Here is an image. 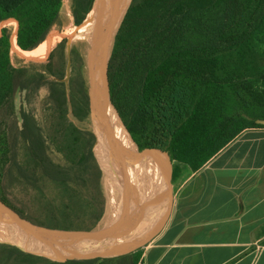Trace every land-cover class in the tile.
<instances>
[{
    "label": "trees",
    "instance_id": "obj_1",
    "mask_svg": "<svg viewBox=\"0 0 264 264\" xmlns=\"http://www.w3.org/2000/svg\"><path fill=\"white\" fill-rule=\"evenodd\" d=\"M92 2L71 0L75 24ZM62 7V0H0V20L15 18L17 45L31 51L53 27L63 28ZM10 52L4 28L0 187L31 188L50 228L94 227L105 196L88 125V84L80 74H72L68 86L47 79L65 76V40L43 63L16 66ZM73 53L82 60L77 48ZM107 75L131 138L168 152L173 182L183 166L197 170L242 131L264 127V0H131L112 41ZM42 105L54 114L49 123L42 121ZM140 258L139 248L117 257L54 262L0 242V264H143Z\"/></svg>",
    "mask_w": 264,
    "mask_h": 264
},
{
    "label": "crops",
    "instance_id": "obj_2",
    "mask_svg": "<svg viewBox=\"0 0 264 264\" xmlns=\"http://www.w3.org/2000/svg\"><path fill=\"white\" fill-rule=\"evenodd\" d=\"M172 188L143 264H264V127L242 131L197 170L183 166Z\"/></svg>",
    "mask_w": 264,
    "mask_h": 264
},
{
    "label": "water",
    "instance_id": "obj_3",
    "mask_svg": "<svg viewBox=\"0 0 264 264\" xmlns=\"http://www.w3.org/2000/svg\"><path fill=\"white\" fill-rule=\"evenodd\" d=\"M114 3L115 0H93L90 9L80 25L84 29L83 60L87 71L89 98L90 90L94 89L106 112V121L102 130L101 139L110 150V175L124 201V215L109 226L97 225L89 229L70 230L50 228L47 225L44 214L39 208L21 196L0 187V213H17L31 220L35 228L39 231L42 240L41 251L36 254L54 262L117 257L134 252L145 246L160 233L172 209L173 161L165 149L154 145L138 144L131 138L119 117L110 95L107 75V62L110 55L108 46L110 36L108 33L110 32V12ZM102 44L105 46H102ZM70 76L71 40L69 39L66 44L65 76L63 78L49 76L47 79L61 81L68 86ZM94 113L95 111H93V115ZM90 119L93 120L92 110ZM125 149H128L135 157L152 161L160 172L162 194L164 197V207L160 221L151 231L121 244L93 249H73L67 253L61 252L57 246L64 241H104L118 237L125 231L134 230L148 212L143 201L139 209H135L136 198L140 196V193L135 188L134 180L126 166Z\"/></svg>",
    "mask_w": 264,
    "mask_h": 264
},
{
    "label": "rangeland",
    "instance_id": "obj_4",
    "mask_svg": "<svg viewBox=\"0 0 264 264\" xmlns=\"http://www.w3.org/2000/svg\"><path fill=\"white\" fill-rule=\"evenodd\" d=\"M131 0H127L126 7L122 10V15L120 17V21L118 23L117 29L124 17V14L127 10ZM62 12L64 15L65 25L61 29L58 26L53 27L48 33L45 40H53L54 44L50 49L44 52L42 55L37 57V49L26 51L22 55L12 48V37L16 35L18 32L19 22L14 21L15 18H5L0 20V35L3 32L4 28L8 29L9 32V41H10V53L11 60L14 65H27L31 63H43L46 62L50 53L56 48V46L62 40H73L76 45L79 47L82 44L84 45L83 39L76 38L78 31L76 25L73 23V16L71 12V0H63ZM82 26H80L81 28ZM79 28V29H80ZM116 29V30H117ZM15 33V34H14ZM56 36V37H54ZM51 37V38H50ZM114 34L110 36L108 40L109 52L111 49L112 41ZM50 38V39H49ZM108 52V54H109ZM72 74L74 76H81L87 82V72L82 67V60L75 58L72 67ZM89 102L91 105L93 120L90 121L89 127L93 130L96 135V145H97V160L103 172L102 185L105 196V211L102 219L98 222V226H109L113 224L117 219L124 215V201L121 197V193L113 183L111 179V166H110V150L106 144L102 142L101 134L103 127L106 121V112L103 109L97 92L94 89L90 90V98ZM93 111H95L93 115ZM40 115L42 121L51 122L53 120L54 114L51 111H48L47 108L41 106ZM101 118V119H100ZM125 163L128 168V171L134 180L135 188L140 193V196L136 198V206L135 209L138 210L141 203L142 198L141 195H145L147 197L152 196L154 198H158L159 204L161 207H164V197L162 194V181L158 168L155 169V177L150 175L142 176L141 172L138 171L136 165L133 164L131 158L125 152ZM47 184V183H46ZM10 192L21 196L27 201L31 202L38 208V204L33 201L34 191L29 188L26 184H14L10 188ZM47 191V189H46ZM52 190L48 188V194ZM40 210V209H39ZM41 211V210H40ZM163 208L160 211L155 213V216L148 217V212L145 216L140 220L139 225L136 229L131 231H125L122 235L108 239V240H90V241H64L58 244L57 248L63 252L67 253L73 249H93L105 246H112L127 242L131 239L139 237L149 231H151L157 223L160 221L162 216ZM141 224V225H140ZM96 225V226H97ZM41 235L39 231L35 228L34 224L24 215L18 214L15 220L7 219L4 217H0V242H8L14 245L19 246L20 248L39 253L41 251Z\"/></svg>",
    "mask_w": 264,
    "mask_h": 264
},
{
    "label": "bare ground",
    "instance_id": "obj_5",
    "mask_svg": "<svg viewBox=\"0 0 264 264\" xmlns=\"http://www.w3.org/2000/svg\"><path fill=\"white\" fill-rule=\"evenodd\" d=\"M126 4H127V0H115V3L112 6V10L110 12V27H109L110 28V32L108 33L109 36L113 35L114 32L116 31L118 23L120 21V17L122 15L121 12L126 7ZM83 32H84V29L81 27L79 29V31L76 32V34L79 37H83ZM54 37H56V36H54ZM53 44H54L53 40L50 41V40L47 39V40L43 41L36 48L37 49V57H39L44 52H46L48 49H50ZM102 46H105V45L102 44ZM12 48L15 49L17 52H19L21 55L24 52H26V50H22L17 45L16 35H14L12 37ZM125 152L131 158V160L133 161V164L136 165V168L138 169V171L141 172L142 176L150 175V176H154L155 177V169H156V167H155V165H154V163L152 161L146 160V159H143V158H139V157H135L134 155H132L129 152L128 149H125ZM141 198H142V201H143V203H144V205L146 207V210L148 211V215H147L148 217L155 216V213H157V211L162 210L163 207L160 206L158 198H154L152 196L147 197V196H145L143 194L141 195ZM0 217H4V218H7V219H11V220H15L17 218V216H0Z\"/></svg>",
    "mask_w": 264,
    "mask_h": 264
},
{
    "label": "flooded vegetation",
    "instance_id": "obj_6",
    "mask_svg": "<svg viewBox=\"0 0 264 264\" xmlns=\"http://www.w3.org/2000/svg\"><path fill=\"white\" fill-rule=\"evenodd\" d=\"M73 23H74V20H73ZM75 24V23H74ZM81 24V23H80ZM80 24H75L76 25V28H77V30L79 31V28H80ZM76 38H78V39H83V37H79V36H76ZM66 44H67V40H65V54H66ZM75 48H77L78 50H79V54H80V57H81V59H82V64H83V66H84V68H85V70H86V66H85V64H84V60H83V50H84V45H83V47H82V44H81V46H77L76 45V43L72 40L71 41V76H72V67H73V62H74V60H75V54L73 53V50L75 49ZM65 64H66V60H65ZM87 72V71H86ZM71 76H70V78H71ZM70 80V79H69ZM87 84H88V80H87ZM88 86H89V84H88ZM88 89H89V87H88Z\"/></svg>",
    "mask_w": 264,
    "mask_h": 264
},
{
    "label": "built area",
    "instance_id": "obj_7",
    "mask_svg": "<svg viewBox=\"0 0 264 264\" xmlns=\"http://www.w3.org/2000/svg\"><path fill=\"white\" fill-rule=\"evenodd\" d=\"M63 1V0H62Z\"/></svg>",
    "mask_w": 264,
    "mask_h": 264
}]
</instances>
